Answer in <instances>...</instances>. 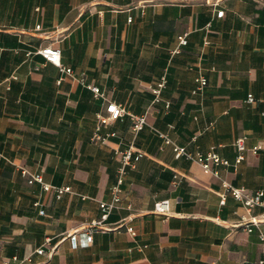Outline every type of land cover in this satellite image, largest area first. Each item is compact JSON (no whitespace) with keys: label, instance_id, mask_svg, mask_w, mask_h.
I'll list each match as a JSON object with an SVG mask.
<instances>
[{"label":"crops","instance_id":"1","mask_svg":"<svg viewBox=\"0 0 264 264\" xmlns=\"http://www.w3.org/2000/svg\"><path fill=\"white\" fill-rule=\"evenodd\" d=\"M184 34L187 44L172 54ZM46 45L61 49L72 75L35 53ZM199 73L208 84L194 94ZM88 84L130 113H147L148 123L135 135L125 115L102 129L116 136L92 141L106 100ZM154 128L231 162L238 137L248 149L237 168L205 172L176 157ZM130 144L135 166L109 228L74 248L70 233L100 219L116 150ZM0 155V264L14 255H31L32 264H264V221L251 231L240 224L264 206L248 211L223 184L264 191V0H0ZM23 167L71 190L59 197L30 183ZM159 199H169L168 216L153 211Z\"/></svg>","mask_w":264,"mask_h":264},{"label":"built area","instance_id":"2","mask_svg":"<svg viewBox=\"0 0 264 264\" xmlns=\"http://www.w3.org/2000/svg\"><path fill=\"white\" fill-rule=\"evenodd\" d=\"M212 3L215 7L219 5L220 0H208ZM224 14L223 9H218L216 12L217 16H222ZM131 20V18L129 19ZM36 29H41V25H36ZM188 42L187 36L179 35L178 36V45L172 49V54L179 53L181 50V46L186 45ZM208 42L207 40L205 41ZM33 53L29 51L28 54ZM35 53L40 54L47 62H51L58 67L61 73H65L67 75H72L73 70L71 67L65 65L62 61V53L61 49L54 45H46L41 46L35 50ZM167 77L166 74H163L157 83L152 87V91L154 93V101L161 100V93L163 88L166 86ZM208 84V79L203 73H199L196 77V85L193 88L192 92L194 94L202 93L205 87ZM88 87L94 92L96 97H101L106 100L105 112H98L96 114L97 118V125L95 131L92 135V141L94 142H106L109 137L116 136L115 131H109L107 133H103L102 129L113 121L124 117L125 115H130L133 121V133L136 135L138 134L148 123L147 120V113L143 114H134L130 113L128 109L120 104L116 103L115 101L109 100L105 93L99 89L96 85L88 84ZM247 100L249 102H253L255 97L252 94L248 95ZM171 102L169 100L165 101V106L168 108ZM156 133L162 139L163 144L171 145L175 156L176 157H186L191 160H195L199 162L205 172H212L213 165H225V166H233L237 168L238 165L244 160L245 152L248 149L246 144V136L238 137L234 145L238 151L234 161H230L224 157H222L215 149L212 147L206 152L196 150L194 152L189 151L187 147L177 144L170 135L162 131L160 129L154 128ZM262 146L260 144L254 145L251 150L253 152H257ZM135 148L133 144H130L128 147L124 149L116 150V154L118 155L119 165L117 168V176L116 181L111 186V198L109 200L100 201V209H101V216L100 219L92 220L86 227L82 229H78L70 233L69 237L74 248L81 246H88L92 242V233L99 228H109L106 226V221L112 211L117 207L121 200V188L125 181V177L129 167H134L135 162L133 159ZM1 157V155H0ZM23 175L29 178V182H39L42 184L45 190H55L57 195L60 197L65 191H70V187H62V186H55L51 185L44 181L43 175L41 173H32L27 168H22ZM224 186L227 190L238 200H240L246 209L250 211L252 208L257 206H264V191L259 189L255 192L247 191L244 188L235 187L227 182H223ZM224 199V197H223ZM36 204H39L38 202ZM153 211L157 214L168 216L170 214V201L169 199H159L155 201ZM40 213H44V210L41 209ZM264 221V212L261 216H254L250 219H246L243 217L241 219L240 224H246V229L248 231L252 230V226L258 225L260 222ZM127 230L132 234L135 235L136 231L133 226L129 225ZM261 238L264 239V236L261 235ZM50 239H46V243L49 242ZM35 252L38 254L45 253L44 246L38 247L35 249ZM264 259V255H263ZM263 259L261 262H263ZM3 264H32L31 255H26L24 257H19L18 255H14L9 259H6Z\"/></svg>","mask_w":264,"mask_h":264}]
</instances>
